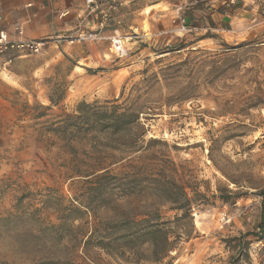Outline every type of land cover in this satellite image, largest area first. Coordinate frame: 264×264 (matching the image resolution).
I'll return each mask as SVG.
<instances>
[{
    "label": "rangeland",
    "instance_id": "1",
    "mask_svg": "<svg viewBox=\"0 0 264 264\" xmlns=\"http://www.w3.org/2000/svg\"><path fill=\"white\" fill-rule=\"evenodd\" d=\"M205 1L130 0L121 10L115 0L111 13L120 8L123 16L117 22L112 14L106 26L126 38L128 55H114L102 67L106 77H88L94 73L84 75L70 59L34 74L25 68L18 81L3 76L0 264H264V0L229 6L230 0H213L229 15L226 24L214 17L207 30H182L192 8ZM133 31L139 37L129 39ZM149 85L138 101L146 129L142 153L129 155L124 133L68 138L59 129L80 103L110 106L125 87L115 103L123 109ZM97 162H112L110 174L121 179L141 167V192L127 198L116 188L107 207L97 208L92 182L83 176ZM75 209L81 220L70 221L74 232L116 214H159L171 249L163 258L147 245L106 254L60 240Z\"/></svg>",
    "mask_w": 264,
    "mask_h": 264
},
{
    "label": "trees",
    "instance_id": "2",
    "mask_svg": "<svg viewBox=\"0 0 264 264\" xmlns=\"http://www.w3.org/2000/svg\"><path fill=\"white\" fill-rule=\"evenodd\" d=\"M142 74L145 75V71ZM143 81L139 85H144L148 80L145 78ZM135 87L137 89L138 85ZM150 87L149 85L143 92L139 91L135 102L123 109H120V105L115 103L123 97L125 87L122 88L118 98L110 103V106L96 107L93 104L80 103L77 105L74 114L65 115L64 119L60 121L59 129H61L64 137L72 136L82 131L86 133L96 131L102 134L103 138L112 139L124 133L128 138L126 149L129 155L142 153L145 151L141 143L146 135V129L141 122L142 105L138 101L147 94L146 90ZM49 102L51 105H55V102L50 98ZM106 104L109 103L106 102ZM98 109L101 111L98 112ZM111 164L112 162L108 165L97 162L96 165H93L95 167L83 175L89 180L88 182H92L93 201L95 200L97 208L107 207L104 200L116 188H121L127 198L139 194L146 179V172L141 167L136 168L134 172L128 174L124 179L113 176L109 171ZM259 194L262 197L259 229L261 235H264V189ZM176 209L181 208L176 207ZM75 212H78V210H71L68 214L69 218L64 224L62 223L61 228L64 230L63 234L60 235V240L65 238L67 240L68 238L76 246H81L83 249L94 246L106 254L117 253L124 255L147 245L151 248L154 255L158 256V258H163L171 249L168 231L164 229L163 223H159V214L156 215V219H148L146 217L136 219L137 216H143L140 213L129 217L116 214L110 221L102 222L99 226L94 225L90 231L82 229V231L74 232L76 229H74L70 221L81 220L79 216L76 217Z\"/></svg>",
    "mask_w": 264,
    "mask_h": 264
},
{
    "label": "crops",
    "instance_id": "3",
    "mask_svg": "<svg viewBox=\"0 0 264 264\" xmlns=\"http://www.w3.org/2000/svg\"><path fill=\"white\" fill-rule=\"evenodd\" d=\"M129 1L120 0L121 10L125 9L123 6ZM205 2L202 8H192L191 17L185 25L188 32L209 29L208 25L214 17H218L220 24L221 22L226 24L225 20L229 18V15L225 10L219 4L212 3L214 1ZM83 8L84 0H0V30L4 31L10 40H49L48 45L39 55H27L19 51H10L0 55V81L4 80L3 76L12 81H18L24 75L25 68L32 74L43 72L53 62H60L64 59L73 61L74 69L79 68L84 75L94 73L88 77L100 76V74H105L104 77H106L108 74L103 72L105 70L102 67L112 64L115 60L112 45L108 43L101 50L97 49V45L107 42L110 37H113L114 32L118 31L117 28L109 27L110 23L101 33L104 39L97 42L53 41L57 37L73 35L78 29L94 28L97 16L83 14ZM211 9L214 10L213 13ZM119 11L120 8L111 13L113 20L117 21L123 16H117ZM141 52L143 51L140 50L138 54ZM115 95L116 93L113 96Z\"/></svg>",
    "mask_w": 264,
    "mask_h": 264
},
{
    "label": "built area",
    "instance_id": "4",
    "mask_svg": "<svg viewBox=\"0 0 264 264\" xmlns=\"http://www.w3.org/2000/svg\"><path fill=\"white\" fill-rule=\"evenodd\" d=\"M233 2L234 0H230V2H224V5L229 6ZM115 9V0H84L83 14H94L97 16L94 28L90 30L78 29L73 35L57 37L53 41L64 43L100 41L103 38L101 33L111 18V11ZM16 29L18 30V28ZM181 29L187 30L184 25ZM138 37L139 35L136 31H133L129 39H136ZM110 40L116 58L121 59L128 55V48L125 45L126 38L124 39L121 36L114 35L113 37H110ZM48 43L49 40L47 39L13 41L8 38L4 31L0 30V55L10 51H19L27 55L39 54L43 51L46 45H48Z\"/></svg>",
    "mask_w": 264,
    "mask_h": 264
}]
</instances>
